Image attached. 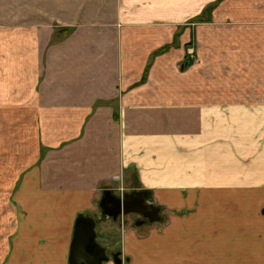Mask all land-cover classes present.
I'll return each instance as SVG.
<instances>
[{"label":"crops","instance_id":"0c3cea01","mask_svg":"<svg viewBox=\"0 0 264 264\" xmlns=\"http://www.w3.org/2000/svg\"><path fill=\"white\" fill-rule=\"evenodd\" d=\"M214 1L0 0V264H68L120 183L160 210L99 221L121 264H264V0Z\"/></svg>","mask_w":264,"mask_h":264},{"label":"water","instance_id":"95a60500","mask_svg":"<svg viewBox=\"0 0 264 264\" xmlns=\"http://www.w3.org/2000/svg\"><path fill=\"white\" fill-rule=\"evenodd\" d=\"M98 217L115 220L119 214L140 213L150 222L159 220V208L152 203L148 190H133L123 197L110 189L102 191ZM96 217L79 213L75 218L72 240L69 248L68 264H103L109 260L106 247L97 241ZM116 264H121L119 253L112 255Z\"/></svg>","mask_w":264,"mask_h":264},{"label":"rangeland","instance_id":"374dc122","mask_svg":"<svg viewBox=\"0 0 264 264\" xmlns=\"http://www.w3.org/2000/svg\"><path fill=\"white\" fill-rule=\"evenodd\" d=\"M1 181V180H0ZM125 184V183H124ZM1 185V184H0ZM125 186L127 187L126 189L127 192H129V186H127V184H125ZM3 190V187L0 186V213L1 214H4V224L7 225V231H9L10 229H12L14 227V224H15V221L17 219V216H18V212L16 210H14V213H10V207H9V204L11 203V197H9V194L8 192H4L2 191ZM5 204V205H4ZM7 204V205H6ZM8 206V207H7ZM2 211V212H1ZM7 212H9V214H7ZM128 217H130L129 219L125 217V225L128 223L130 224L131 226L133 225L134 223V218H133V214H128ZM6 218L7 219V223H6ZM134 226V225H133ZM4 227V226H3ZM135 227V226H134ZM1 228V227H0ZM96 229H98L96 227ZM97 240L100 242V238H98V235H97ZM110 250L107 248V253L110 254Z\"/></svg>","mask_w":264,"mask_h":264},{"label":"flooded vegetation","instance_id":"af4514ba","mask_svg":"<svg viewBox=\"0 0 264 264\" xmlns=\"http://www.w3.org/2000/svg\"><path fill=\"white\" fill-rule=\"evenodd\" d=\"M99 213V212H98ZM98 213L94 216V217H96V227L98 228V226H99V223L101 222V220L103 219V217H101V218H99L97 215H98ZM129 214V213H128ZM128 214H123L122 216H123V225H125V217L126 218H130V217H128ZM130 214H133V218H134V223L136 224V225H143V224H153V223H155V222H158V221H160V213H159V220H157V221H155V222H150L149 221V219H148V217L147 216H144V215H142V214H140V213H130ZM100 221V222H99ZM119 222H120V220H119ZM121 222H120V226H121ZM122 225V226H123ZM121 226V227H122ZM96 227H95V229H96ZM96 232H98V229H96ZM106 254L109 256V259L111 258L112 259V255L113 254H115L114 252L112 253V252H110V254H108L107 253V248H106Z\"/></svg>","mask_w":264,"mask_h":264},{"label":"trees","instance_id":"16d2710c","mask_svg":"<svg viewBox=\"0 0 264 264\" xmlns=\"http://www.w3.org/2000/svg\"><path fill=\"white\" fill-rule=\"evenodd\" d=\"M219 1L220 0H216V1H214V2H212V3H210V4H208L205 8H204V10L202 11V13L200 14V16L198 17V19H199V21L201 20V21H204V20H202V19H205V20H209L210 19V16H211V12H212V10L217 6V4L219 3ZM56 30H57V32L59 33V36H60V34H62L63 35V33L65 32V31H68V29H60V28H55ZM169 47V45H166V46H164L160 51H162V50H165L166 48H168ZM147 67H148V65H147ZM145 73H146V70H145ZM138 190H140V189H138Z\"/></svg>","mask_w":264,"mask_h":264},{"label":"built area","instance_id":"2783aa9c","mask_svg":"<svg viewBox=\"0 0 264 264\" xmlns=\"http://www.w3.org/2000/svg\"><path fill=\"white\" fill-rule=\"evenodd\" d=\"M187 53L193 57V52L191 49H188ZM117 180H120L118 177L116 178ZM115 190L118 192V194L122 197L123 193L125 192L126 190V187L120 183L118 186H116ZM120 222L122 223L121 226L123 225V216L121 215L120 217Z\"/></svg>","mask_w":264,"mask_h":264}]
</instances>
